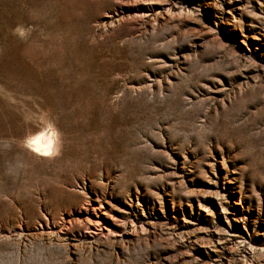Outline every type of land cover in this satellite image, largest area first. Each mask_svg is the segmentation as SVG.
Wrapping results in <instances>:
<instances>
[{"label":"rangeland","instance_id":"374dc122","mask_svg":"<svg viewBox=\"0 0 264 264\" xmlns=\"http://www.w3.org/2000/svg\"><path fill=\"white\" fill-rule=\"evenodd\" d=\"M0 264H264V0H0Z\"/></svg>","mask_w":264,"mask_h":264},{"label":"bare ground","instance_id":"6f19581e","mask_svg":"<svg viewBox=\"0 0 264 264\" xmlns=\"http://www.w3.org/2000/svg\"><path fill=\"white\" fill-rule=\"evenodd\" d=\"M28 147L36 154L46 156L57 146V138L53 130L41 131L27 141ZM48 156V155H47Z\"/></svg>","mask_w":264,"mask_h":264}]
</instances>
